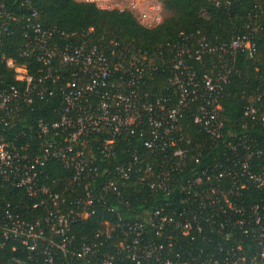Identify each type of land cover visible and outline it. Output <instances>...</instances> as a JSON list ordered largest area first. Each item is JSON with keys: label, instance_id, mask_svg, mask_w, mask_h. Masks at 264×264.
I'll use <instances>...</instances> for the list:
<instances>
[{"label": "built area", "instance_id": "built-area-1", "mask_svg": "<svg viewBox=\"0 0 264 264\" xmlns=\"http://www.w3.org/2000/svg\"><path fill=\"white\" fill-rule=\"evenodd\" d=\"M81 1L108 9L110 0ZM115 1H127L126 7L136 11L143 27L161 21L160 6L152 0ZM20 7L22 13L16 14L0 5V40L10 35L4 20L22 21L24 44L19 56L33 57L43 71L32 76L25 64L0 57V65L21 83L5 85L0 80V133L13 125L21 107L53 97L59 98V107L53 121L36 123V149L28 147L22 131L9 132L8 138L0 136V264H5L1 252L6 246L12 252L18 248L26 262L40 264H55V258L65 254L93 264H117L116 256L123 252L136 264L148 260L152 264H264V196L260 198L263 205L259 200H243V192L249 187L264 192V145L258 146L255 138L245 134L237 137L236 144H227L229 155L222 154L220 160L183 181L175 203L166 202L137 222L118 221L115 228L121 239L116 238L99 259H92L97 251L94 244L72 246L67 235L71 217L62 211L63 199L41 182L46 162L60 163L69 172L70 181L83 185L82 194L71 202L73 206L90 207L94 198L88 185L98 168L82 148L98 138L96 155L112 157L119 138L136 135L142 148L160 154L156 172L132 151L106 173L101 190L119 197L124 183L133 177L142 181L141 176L146 175L149 193L169 196L176 175L187 164H198L203 154L181 130L184 110L195 105L192 122L211 141L220 138L222 127L217 99L225 76L197 78L185 57L199 60L202 54L225 47L204 39L190 43L189 37L180 34L168 79L176 99L168 105L167 97H149L141 90L154 69L143 54L102 49L87 40L76 42L74 33L42 28L29 0ZM87 35L85 32L84 37ZM227 48L253 49L247 35H236ZM243 117L264 121V113L251 104L244 106ZM239 123L244 127L247 122L239 119ZM7 187L23 191L30 202H22L24 213L10 206ZM102 225L106 234L113 229L106 221ZM147 226L168 242H151L146 238ZM173 245L176 249L171 251ZM11 264L20 263L14 260Z\"/></svg>", "mask_w": 264, "mask_h": 264}, {"label": "trees", "instance_id": "trees-1", "mask_svg": "<svg viewBox=\"0 0 264 264\" xmlns=\"http://www.w3.org/2000/svg\"><path fill=\"white\" fill-rule=\"evenodd\" d=\"M23 1L0 0V5L5 11L12 9L16 14H20L22 13L20 3ZM29 1L37 10V19L42 28L55 27L65 34L74 33V41L87 40L102 49H124L137 55L143 54L154 69L150 70L141 90L149 97H167L168 105L174 103L176 99L175 93L168 87V79L172 75L170 60L180 41V34L189 37L190 43L204 39L212 45L222 44L225 47L219 52L204 53L199 60L185 57L186 63L193 69L197 78H216L219 74L225 76L226 82L222 85L217 99L220 106L218 116L222 127L220 138L211 141L192 122V115L196 111L195 105L184 110L180 122L181 130L191 138L192 144L201 147L203 154L198 164H187L176 175V183L169 196L149 193L145 185L146 175L141 176L142 181L133 177L124 183L119 188V197L101 190V185L107 178L106 173L121 164L132 151L156 172L160 154L150 153L142 148L141 140L136 135L119 138L115 155L112 157L100 158L96 155L98 138L82 148L85 154L94 158L98 168L96 177L88 185L94 198L90 207L73 206L71 202L82 194L83 185L70 181L69 172L64 170L60 163L54 160L46 162L41 182L60 194L63 199L62 211L71 217L67 235L72 239V246L77 247L81 243L95 245L97 251L92 259H99L104 252L111 249L109 245L114 244L116 238L121 239L119 229L115 228L118 221L137 222L160 205L166 202L175 203L181 183L200 169L220 160L222 154L229 155L227 144H236L238 136L245 134L255 138L258 146L264 145V121L259 119L249 121L243 117L244 106L250 104L264 113V0H152L160 2L167 16L163 17L161 12V21L149 28L143 27L139 23L136 11L127 7L99 9L93 3L76 0ZM4 21L10 35L0 40V57L10 58L19 65L25 64L27 73L32 76L43 71L33 57L19 56L24 44L22 21L19 19ZM85 32L88 34L86 37ZM236 35L249 37L252 52L246 49L233 51L227 48ZM0 80L5 85H21L13 80L12 73L3 65H0ZM58 107V97L35 101L27 108L21 107L13 125L0 133V136L8 138L9 132L22 131L28 147L36 149L39 142L35 133L36 123L53 121ZM239 119L247 122L244 127L240 125ZM5 193L10 206L20 214L24 213L22 202L25 204L30 202L25 198L23 191L7 187ZM262 196L263 190L256 191L252 187L243 192L245 203L259 200L258 204L263 205L260 202ZM24 216L28 219L34 218V215L30 214ZM104 221L110 226L113 225V229L107 234L102 225ZM146 230V238L154 244L168 242L167 239L155 235L150 227L147 226ZM175 249L173 245L170 250ZM1 253L5 264H11L14 260L20 264H40L26 262L24 254L20 253L18 248L12 252L10 247L6 246ZM116 258L117 264H136L127 258L124 252ZM90 263L85 259L76 260L70 254L55 258V264ZM138 264H152V260L141 261Z\"/></svg>", "mask_w": 264, "mask_h": 264}, {"label": "rangeland", "instance_id": "rangeland-1", "mask_svg": "<svg viewBox=\"0 0 264 264\" xmlns=\"http://www.w3.org/2000/svg\"><path fill=\"white\" fill-rule=\"evenodd\" d=\"M76 1H81V0H76ZM128 4V2L126 1V3L123 1V2H119V3H116V1L115 0H110L109 1V3H108V5L107 6H109V8L108 9H110V8H124V7H126V5ZM160 6H161V4H160V2L158 3ZM141 5V4H140ZM142 6V5H141ZM161 8H162V6H161ZM160 8V13L162 12V16L163 17H166L167 16V12H165L164 10H163V8L161 9Z\"/></svg>", "mask_w": 264, "mask_h": 264}]
</instances>
